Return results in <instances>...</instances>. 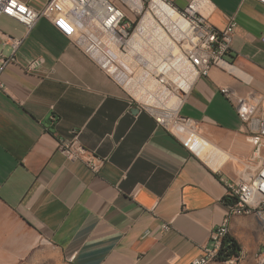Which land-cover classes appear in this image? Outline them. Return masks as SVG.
<instances>
[{
  "label": "crops",
  "instance_id": "crops-1",
  "mask_svg": "<svg viewBox=\"0 0 264 264\" xmlns=\"http://www.w3.org/2000/svg\"><path fill=\"white\" fill-rule=\"evenodd\" d=\"M19 1L34 11L48 2ZM210 1L214 27L235 22L231 66L190 83L175 111L190 124L172 128L122 91L110 48L77 46L44 18L26 32L0 16V34L23 38L0 74V264H190L200 256L227 212L220 179L247 168L252 151L224 91L264 92V5ZM35 57L41 69L26 72ZM74 134L106 158L97 174L58 150ZM228 237L244 255L239 264H256L263 235L255 217H231Z\"/></svg>",
  "mask_w": 264,
  "mask_h": 264
},
{
  "label": "built area",
  "instance_id": "built-area-1",
  "mask_svg": "<svg viewBox=\"0 0 264 264\" xmlns=\"http://www.w3.org/2000/svg\"><path fill=\"white\" fill-rule=\"evenodd\" d=\"M130 1H138L143 7L147 0ZM161 1L177 14L179 23L175 29V36H172V45L176 52L171 56L170 62L174 63L180 58L182 65L175 73L174 70H170L168 75L165 73L155 75L144 71L149 81L145 79L141 82V87L152 94L166 91L169 95L176 96L181 104L189 88L186 90L181 88L172 80L171 75L173 78L177 77L180 82H188L192 77V83L198 77L207 76L212 68L225 70L230 67L225 58L231 51L235 22L230 20L223 29L214 27L209 21L214 9L210 0H189L183 9L174 7L169 0ZM257 1L264 5V0ZM21 8L24 11H21ZM128 13L133 18L140 15L136 7L129 6L124 0H48L40 11H34L19 0H0V16L14 19L26 32H29L39 19L44 18L60 35L77 46L101 45L107 48L115 47L124 52L129 49V41L136 30L131 27L132 21ZM180 23L183 27L179 26ZM0 35L4 37V44L11 50L7 57L0 54L1 74L6 64L15 62V52L23 38ZM262 40L264 41V36ZM43 64L42 57H35L28 61L24 70L35 73ZM172 83H175L177 88H174ZM0 87L3 88L1 83ZM224 95L232 103L237 117L249 135L252 151L247 160V168L239 170L233 178L220 179L228 202L227 212L221 222L211 230L207 244L202 246L200 256L194 258L190 264H239L244 258L242 252L225 257L223 251V242L229 234V231H226V220L234 216L256 214L260 215L264 222V92L261 95L249 94L241 97L224 91ZM154 117L159 124L170 123L161 115L154 114ZM175 124L190 123L187 119L175 116L173 125ZM58 150L68 161L83 162L94 174L100 171L106 161V158L98 157L85 149L80 144L77 134L68 140H60ZM168 228V224L162 225L163 230ZM255 263L264 264V246L256 253Z\"/></svg>",
  "mask_w": 264,
  "mask_h": 264
},
{
  "label": "bare ground",
  "instance_id": "bare-ground-1",
  "mask_svg": "<svg viewBox=\"0 0 264 264\" xmlns=\"http://www.w3.org/2000/svg\"><path fill=\"white\" fill-rule=\"evenodd\" d=\"M126 2L129 5L136 7L138 9V11L140 12V14L142 13L143 7L140 3L131 2L130 0H126ZM176 19H177V14L172 8L167 6L161 0L160 1L159 0H153L152 4L150 6V9L145 13L143 19L140 21L135 33H133L132 38L129 41L130 54L132 55L134 60L137 61L139 64L146 66L147 69L150 70L152 74H154V72L157 71L156 67H159L158 69H160V71H163V73H165L167 75L169 74V72H171L173 70L175 73L176 69L180 65H182L180 58H177L174 63L170 62L171 56L174 55L176 51L172 45V39L170 38L169 34L166 32V30L163 28V26L159 23V21H162L163 23H165L166 27H168L170 29V32H171L172 30L175 31L176 26L178 24ZM179 26L183 27L182 24L181 25L179 24ZM173 35L175 36V34H173ZM99 49H100V47H99ZM113 49H114V47L112 48V50ZM99 51L101 52L102 50H99ZM103 52H104V50H103ZM108 58H109V55H108ZM118 61H119V59H118ZM111 64H112V62H111ZM134 68L135 67H133V69ZM129 78H130V75H129ZM147 79H148V76H147ZM174 80L176 81L177 77H174ZM191 80H192V77L189 78L188 82H186V81L180 82L179 81L178 84L181 85L180 86L181 88L186 90V89H188V87L191 83ZM148 81H149V79H148ZM126 85H127V88L131 92L135 93V91H136L137 93H140V97L142 98V100H145V101L150 102L152 104L155 103L154 100H156V98H154L153 96L159 95L160 93L163 92V91L162 92L157 91L156 93L152 94V92L144 91L142 89V87H140V85H139L138 81H136V79L130 80L129 82L126 83ZM147 95H149V96H147ZM157 100L160 104V107H162V109L164 110V112L162 114L164 116H166L168 119L174 120V118L176 116L175 111L180 104V100L176 96L169 95V93H167V92L163 93L161 99H157ZM174 113H175V115H174ZM175 126H182V125L181 124H175ZM243 216H253V217H255V219L260 224V227L262 230V235H263V240H262V245H261V249H262V247L264 246V222H263L261 216L256 215V214H245ZM229 221H230V218L228 220H226V231H229Z\"/></svg>",
  "mask_w": 264,
  "mask_h": 264
},
{
  "label": "rangeland",
  "instance_id": "rangeland-1",
  "mask_svg": "<svg viewBox=\"0 0 264 264\" xmlns=\"http://www.w3.org/2000/svg\"><path fill=\"white\" fill-rule=\"evenodd\" d=\"M126 2V0H124ZM153 1V0H152ZM152 1L151 0H147L144 2L143 4V9H142V13L139 15V16H136V18H133V16L128 13V17L130 18V20L132 21V25L131 27L134 28V29H137V25H138V22L140 21V19L142 20L145 13L150 9V6L152 4ZM160 1V0H159ZM135 2H138V1H135ZM127 3V2H126ZM140 3V2H138ZM128 4V3H127ZM141 4V3H140ZM129 5V4H128ZM131 6V5H129ZM133 7V6H132ZM177 23L178 22V18L176 19ZM159 23L163 26V28L166 30V32L169 34L170 38L172 39V36H174L173 34H175V31H172L170 32V29L168 27H166V24L163 23L162 21H159ZM181 25V23H180ZM183 25V24H182ZM136 31V30H135ZM135 33V32H134ZM132 38V37H131ZM113 47H110V49H107L109 52H110V55L112 57V64H111V69H112V72H115L116 74H118L119 76V80H120V83L122 84L121 87H122V91L127 94L130 98H132L134 101H137L139 104H141L142 106L146 107L147 109L151 110V112H153L154 114L156 115H162L163 117H166L164 116L162 113L164 112V110L162 109V107H160V104L158 102L157 99H161L162 97V94L163 93H166V91H163L162 93H160L159 95H155L153 96L154 98H156L155 103H150V102H147L145 100H142V98L140 97V93H137L135 91L134 92H131L128 88H127V85L126 83L129 82L130 80L132 79H136V81H138L140 87H141V82H143L145 79H147V75L146 73H144V71H148L149 73H151L150 70L147 69L146 66H143L141 64H139L137 61L134 60V58L132 57V55L130 54V47L129 49L124 52V51H119L117 50L115 47H114V51L112 50ZM116 54V55H115ZM118 55V56H117ZM114 57V58H113ZM127 57V58H126ZM117 58V59H116ZM119 59V61H118ZM130 59V60H129ZM126 61V62H125ZM125 63V64H124ZM127 65V66H126ZM134 65V66H133ZM135 67L133 69V67ZM113 67V68H112ZM131 67V68H130ZM127 68V69H126ZM159 67H156V72H154V74L158 75V74H162L163 71H160V69H158ZM176 68V67H175ZM143 72V73H142ZM125 75V76H124ZM129 75H130V78H129ZM132 76V77H131ZM124 77V78H123ZM127 77V78H126ZM154 77V75H153ZM171 77L173 78V76L171 75ZM174 81V78L172 79ZM177 83H179V81L176 80ZM126 86V87H125ZM172 86L174 88H177V86L175 85V83H172ZM181 86V85H180ZM143 89V88H142ZM180 94V93H179ZM149 96V95H147ZM158 103V104H157ZM152 104V105H151ZM167 118V117H166ZM168 119V118H167ZM170 123L169 126L172 128V127H176L175 125H173V122L174 120L173 119H168ZM173 120V121H172ZM195 131V130H194ZM195 134L198 135V133L195 131ZM262 245V244H261ZM261 249V248H260ZM42 264H59L57 262V258L55 259L54 257L51 258V259H48L46 262L42 263Z\"/></svg>",
  "mask_w": 264,
  "mask_h": 264
},
{
  "label": "trees",
  "instance_id": "trees-1",
  "mask_svg": "<svg viewBox=\"0 0 264 264\" xmlns=\"http://www.w3.org/2000/svg\"><path fill=\"white\" fill-rule=\"evenodd\" d=\"M223 251L225 252V257H229L239 252V246L234 239L227 237L223 242Z\"/></svg>",
  "mask_w": 264,
  "mask_h": 264
},
{
  "label": "water",
  "instance_id": "water-1",
  "mask_svg": "<svg viewBox=\"0 0 264 264\" xmlns=\"http://www.w3.org/2000/svg\"><path fill=\"white\" fill-rule=\"evenodd\" d=\"M137 111H138V109L136 107H133L132 112L136 113Z\"/></svg>",
  "mask_w": 264,
  "mask_h": 264
},
{
  "label": "snow or ice",
  "instance_id": "snow-or-ice-1",
  "mask_svg": "<svg viewBox=\"0 0 264 264\" xmlns=\"http://www.w3.org/2000/svg\"><path fill=\"white\" fill-rule=\"evenodd\" d=\"M21 11H24V9H23V8H21Z\"/></svg>",
  "mask_w": 264,
  "mask_h": 264
}]
</instances>
